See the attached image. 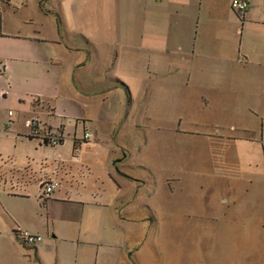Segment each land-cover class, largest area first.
Masks as SVG:
<instances>
[{"label":"crops","instance_id":"0c3cea01","mask_svg":"<svg viewBox=\"0 0 264 264\" xmlns=\"http://www.w3.org/2000/svg\"><path fill=\"white\" fill-rule=\"evenodd\" d=\"M152 1L167 8L169 16L139 17L135 45L128 38V46L163 56L155 69L147 64L143 80H158L172 94L171 130L196 136L207 146L255 141L249 124L254 119L261 128L264 120V0H248L242 19L231 0ZM92 5L86 0H5L0 6V64L6 68L0 71V264H97L105 254L100 248L115 246L118 233L142 226L139 216L148 199L139 190L142 178L130 173L129 148L117 144L126 131L127 115L119 110L126 99L131 102L130 88L111 83L113 65L99 70L104 80L91 83L84 73L91 68L95 76L98 65L65 43V22L70 17L83 21ZM181 110L219 119L197 124L188 119L182 125ZM32 119H38L40 131L57 132L60 143L50 147L30 136L26 122ZM84 133L92 137L76 159L74 141ZM212 177L227 184L219 200L222 210L209 206L205 214L197 208L189 213L193 236L202 228L206 235L204 264H264V173L226 170ZM50 178L59 187L44 201L40 181ZM126 182L137 189L122 192ZM112 183L115 191L109 190ZM207 195L201 194L202 202ZM189 199L191 205L195 198ZM20 230L42 241L24 245L16 237ZM136 241L135 246L125 242L129 251H140V238Z\"/></svg>","mask_w":264,"mask_h":264},{"label":"rangeland","instance_id":"374dc122","mask_svg":"<svg viewBox=\"0 0 264 264\" xmlns=\"http://www.w3.org/2000/svg\"><path fill=\"white\" fill-rule=\"evenodd\" d=\"M86 1L93 5L85 13L84 20L76 21L70 17L65 22V43L72 49L81 50L91 65H98L95 76L91 68L84 73L91 83L98 84L100 78L104 80V73L102 71L98 75L99 70L113 65L110 71L115 80L111 83L123 82L130 88L131 102L127 104L125 98L119 110V113L127 115V120L123 122L126 131L118 135L117 144L119 148L121 145L129 148L133 167L130 173L141 175L139 190L148 198L142 214H139L143 219L142 226H133L124 235L118 233L115 244H112L115 246L100 248V252L105 254L97 264H135L136 260L139 264H193L194 260L196 264H204L205 252H208L204 246L206 235L202 228L193 236L189 228L190 210L197 208L204 214L209 206L215 209L214 212L222 210L219 200L228 188L227 184L212 177L218 172L237 170V174L264 173L261 171L264 167V143L259 138L261 128L252 119L249 125L256 132V140L228 146L202 145L196 142V136L185 137L178 135L176 130L173 132L170 128L173 126L170 122L174 121L171 119L172 110L168 108L172 94L169 97L158 80L149 83L143 80L147 64L153 70L161 63L163 56L148 55L141 48L128 46V38H132V46L135 45L134 35L141 27L136 21L139 17L169 16V11L152 0L148 3L145 0ZM96 14L101 16V21H94ZM110 56L116 57V62L109 60ZM147 84L151 90H148ZM191 102L188 98L187 104ZM183 112L181 110L182 125L188 119L194 124L219 119V116L197 117ZM175 125H178L177 120ZM139 144H142L141 149H137ZM53 150L49 148L50 152ZM121 155L118 150L117 156ZM197 178L203 183L195 182ZM207 185L212 188L208 189ZM114 186L112 183L109 190L115 191ZM136 189L135 185L132 187L131 183L126 182L122 192ZM205 193L209 194L206 196L208 201L202 202L201 194ZM190 197L195 198L191 200V205ZM194 201L198 203L197 206ZM111 238H114L112 234ZM139 238L142 246L138 244L137 249L140 251H129L130 244L125 242L132 241L135 246ZM104 242L109 243L107 240ZM84 263L92 264V261Z\"/></svg>","mask_w":264,"mask_h":264},{"label":"built area","instance_id":"2783aa9c","mask_svg":"<svg viewBox=\"0 0 264 264\" xmlns=\"http://www.w3.org/2000/svg\"><path fill=\"white\" fill-rule=\"evenodd\" d=\"M4 0H0V6L3 5ZM232 10L239 15L242 19L243 15L248 9V0H232L231 2ZM6 68L3 64H0V71L5 70ZM9 117H13V112H8ZM12 120L7 122V125H11ZM26 126L31 129L30 136L38 137L43 140L48 146L55 147L60 143L61 137L57 132L43 130L40 131L38 128V119H32L26 122ZM92 137L90 133H84L83 137L76 139L73 146V156L78 159L81 152V145L85 140H88ZM261 142L264 143V120L261 122ZM59 187V183L56 179H43L40 181V192L39 197L41 200H48L53 192ZM16 237L18 240L28 246H33L42 241L40 235L32 234L26 230H20L16 232Z\"/></svg>","mask_w":264,"mask_h":264},{"label":"trees","instance_id":"16d2710c","mask_svg":"<svg viewBox=\"0 0 264 264\" xmlns=\"http://www.w3.org/2000/svg\"><path fill=\"white\" fill-rule=\"evenodd\" d=\"M5 1V0H4Z\"/></svg>","mask_w":264,"mask_h":264}]
</instances>
